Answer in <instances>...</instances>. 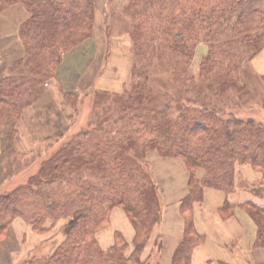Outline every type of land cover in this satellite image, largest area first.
Returning a JSON list of instances; mask_svg holds the SVG:
<instances>
[{
	"label": "trees",
	"instance_id": "trees-1",
	"mask_svg": "<svg viewBox=\"0 0 264 264\" xmlns=\"http://www.w3.org/2000/svg\"><path fill=\"white\" fill-rule=\"evenodd\" d=\"M126 1L122 12L133 49L128 89L115 96L96 93L92 126L68 137L25 183L0 193V239L15 219L38 234L61 220L69 224L49 256L22 264H148L141 256L161 211L146 162L151 152L182 159L190 173L180 208L183 237L171 264H189L200 242L192 205L205 188L233 192L236 164L264 174V123L227 116L210 101L242 92L240 80H250L244 66L264 47V0ZM96 2L0 0V14L14 5L28 14L18 31L23 56L0 78V135L8 120L19 119L38 101L40 86L55 77L63 56L92 35ZM201 42L207 52L196 78L190 66ZM62 98L74 108L76 94ZM54 140L60 139L45 141ZM197 169L204 172L201 180L195 179ZM248 190L264 201V186ZM115 208L134 230L128 254L120 233L108 250L95 237ZM242 209L257 227L254 247L264 249V205L246 202ZM79 210L86 212L73 219Z\"/></svg>",
	"mask_w": 264,
	"mask_h": 264
},
{
	"label": "crops",
	"instance_id": "crops-1",
	"mask_svg": "<svg viewBox=\"0 0 264 264\" xmlns=\"http://www.w3.org/2000/svg\"><path fill=\"white\" fill-rule=\"evenodd\" d=\"M25 19V11L18 6H12L0 16V59L10 58L12 61L8 64L0 62V77L10 64L23 56L18 40V28ZM7 45H11V51H6ZM92 59L94 60V57ZM251 67L257 75L264 78V49L253 59ZM71 71L73 72L70 73L75 74L77 65ZM67 72L59 69L53 78L59 87H62L61 82ZM79 83H82L81 77L74 84ZM45 105L61 109L60 96L53 85L49 90L40 91L38 101L27 108L19 119L12 122L8 120L1 132L0 189L12 178V163L11 159H8V152L10 154L12 151L19 156L26 155L33 152L37 142L41 143L64 133L67 114L63 113L60 120L61 115L57 118V113L52 114L43 108ZM12 129L15 130L13 136ZM147 157L158 187L161 211L160 220L152 230L141 260L148 264H171L173 254L183 237L185 222L180 208L181 201L188 193L190 173L180 158H159L151 154ZM194 175L195 179L201 180L204 172L197 169ZM256 184L264 186V174L250 165L236 164L233 192L224 194L211 188L203 190L202 200L192 205L195 231L201 239L191 252L189 264H264V249L254 247L257 227L242 209L246 202L264 205L262 199L248 190V187ZM225 203L229 206L226 209ZM121 213L124 214L120 209H113L107 228L96 232L95 237L102 250L113 246V236L116 233H120L126 241V252L133 250L134 230L124 214L131 228L125 225ZM118 220L124 226L123 230L118 227ZM48 226L45 234H38L32 230L31 225L15 219L0 239V264H22L34 256H49L63 240L62 230L66 222ZM106 230H112L110 235L105 234Z\"/></svg>",
	"mask_w": 264,
	"mask_h": 264
},
{
	"label": "rangeland",
	"instance_id": "rangeland-1",
	"mask_svg": "<svg viewBox=\"0 0 264 264\" xmlns=\"http://www.w3.org/2000/svg\"><path fill=\"white\" fill-rule=\"evenodd\" d=\"M126 3V0H97L93 14L94 27L92 35L84 40L75 49L66 53L63 56L61 64L56 69V73H58L59 69H62L63 72L68 71L66 74H64L63 80L61 82L63 90H65L63 91L62 87H59L54 79L45 82L39 88L40 95V91L43 89L49 90L50 86L53 85L55 91L57 94H59L60 103L62 104L61 109H54L50 105H45L43 108L48 109L50 112H52V114L57 113L55 114L57 118L61 115V117H59L60 120H62L63 113L67 114L64 133L61 136L56 137V139L60 140H54L55 142L52 141L49 143L45 140L41 143L37 142L34 145L33 150L35 153L30 152L26 155L17 157L15 155H11V152L10 154L8 152V159H11L12 163V178L3 185V187L0 189V193L10 191L11 189L25 183L32 173L37 172V168H39L38 163L50 157L52 152H54L56 148L60 146L68 137L76 135L79 131L89 129L92 126L93 101L96 93H105L109 96H115L124 94L128 89L129 84L133 79L130 73L133 49L129 35L131 28V25L129 24V18L122 12ZM14 6L20 7L26 13V10L23 6ZM5 12L6 10L1 12V14ZM27 17L28 14L26 13V18ZM18 40L21 51L24 53L19 36ZM10 48L11 45H7L6 51H11ZM263 49L264 47L260 50V52ZM206 52L207 45L205 42L199 43L194 50V56L190 70L196 78H198L197 71L200 61ZM260 52H258L257 55ZM257 55H255V57ZM93 57L94 60L92 59ZM255 57L249 60L244 66V70L250 74L251 78L250 80L244 78L240 80V86L244 87L242 92L229 91L228 95L221 101H216L213 99H210V101L214 104H217L219 108H222L224 110V114L227 116L233 114L242 120L250 118L258 123H264V78H262L263 76L261 75H257L251 67L252 61ZM0 62L2 64H8L12 61L9 58L8 60L0 59ZM75 65H77V72L72 74L70 72H73L71 70ZM9 66L6 68V70L3 72V76L0 78L7 75ZM83 72L85 73L82 76ZM79 77L82 78V83L75 85L74 83ZM62 93H73L77 95V101L74 108L66 105V103L63 101ZM10 121L12 122L13 120ZM150 154L157 156L154 152L149 153L147 156ZM147 158L148 157H146V162L148 161ZM13 160H15V163ZM84 212L86 211L79 210L74 215L75 217H73V219L83 216L85 214ZM121 214L123 216L125 225L128 228H131L124 214ZM64 221L66 222V228L64 227L66 230L69 225H67L68 221L61 220L59 222ZM117 223L118 227L123 230L124 226L122 223L119 220ZM65 230H62L63 233ZM111 232L112 230H106L105 234L110 235Z\"/></svg>",
	"mask_w": 264,
	"mask_h": 264
}]
</instances>
